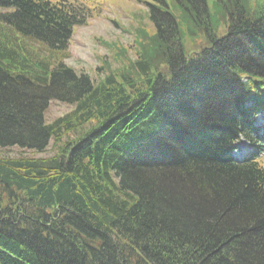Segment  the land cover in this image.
Listing matches in <instances>:
<instances>
[{
    "label": "trees",
    "instance_id": "1",
    "mask_svg": "<svg viewBox=\"0 0 264 264\" xmlns=\"http://www.w3.org/2000/svg\"><path fill=\"white\" fill-rule=\"evenodd\" d=\"M210 2L145 1L91 77L65 62L82 3L0 0V147H54L0 156V264H264V0Z\"/></svg>",
    "mask_w": 264,
    "mask_h": 264
},
{
    "label": "rangeland",
    "instance_id": "2",
    "mask_svg": "<svg viewBox=\"0 0 264 264\" xmlns=\"http://www.w3.org/2000/svg\"><path fill=\"white\" fill-rule=\"evenodd\" d=\"M76 1L82 3L87 10L89 9L91 15L87 18L86 24L74 28L68 49L69 57L65 59V62L76 70L82 69L91 77L96 75V68L102 66L104 62L109 63L110 69L117 67L114 55L118 53L120 47H127V44L132 43L133 30L136 26L150 29L148 28L150 23L146 17L149 8L144 3L145 0ZM207 1L212 12V3L210 0ZM214 17L212 28L214 34L219 37L226 33L227 21L226 17H219V15ZM183 40L184 48L191 51H195L199 43L206 41L203 35H197L195 39L185 35ZM130 52H133V49ZM103 59H105L104 62ZM71 108L69 104L51 101L46 109L45 119L50 122L67 113ZM254 124L260 130L264 129V107L258 111ZM53 150L51 142L42 153H33L17 147H0V156L13 157L19 154L47 156L52 154ZM257 161L264 166V148L261 155L257 157Z\"/></svg>",
    "mask_w": 264,
    "mask_h": 264
},
{
    "label": "bare ground",
    "instance_id": "3",
    "mask_svg": "<svg viewBox=\"0 0 264 264\" xmlns=\"http://www.w3.org/2000/svg\"><path fill=\"white\" fill-rule=\"evenodd\" d=\"M242 147H243V146H242ZM242 147L240 148V149H241V151H240V153H239L240 155H242V154L245 152V150H246V149H244V148H242Z\"/></svg>",
    "mask_w": 264,
    "mask_h": 264
}]
</instances>
